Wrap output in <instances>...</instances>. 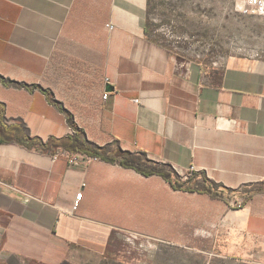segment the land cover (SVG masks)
Segmentation results:
<instances>
[{
	"label": "crops",
	"instance_id": "obj_1",
	"mask_svg": "<svg viewBox=\"0 0 264 264\" xmlns=\"http://www.w3.org/2000/svg\"><path fill=\"white\" fill-rule=\"evenodd\" d=\"M148 7L0 0V264H86L125 237L173 234L264 264V192L235 206L264 182V58L209 68L176 56L147 38ZM43 89L105 156L144 154L230 195L175 190L100 159L69 165L63 149L34 144L75 134Z\"/></svg>",
	"mask_w": 264,
	"mask_h": 264
},
{
	"label": "rangeland",
	"instance_id": "obj_2",
	"mask_svg": "<svg viewBox=\"0 0 264 264\" xmlns=\"http://www.w3.org/2000/svg\"><path fill=\"white\" fill-rule=\"evenodd\" d=\"M241 7L242 0H149L145 32L150 40L209 68H221L233 57L264 58V17L244 16ZM194 179V176L172 177L173 182L188 180L196 186ZM204 187H210L222 197L230 195L205 183L193 191ZM242 203L235 202V206ZM175 236L170 242L155 244L125 237L117 244L119 253L102 258L92 256L86 264H260L254 258L243 259L211 248L202 251L192 245H181Z\"/></svg>",
	"mask_w": 264,
	"mask_h": 264
},
{
	"label": "trees",
	"instance_id": "obj_3",
	"mask_svg": "<svg viewBox=\"0 0 264 264\" xmlns=\"http://www.w3.org/2000/svg\"><path fill=\"white\" fill-rule=\"evenodd\" d=\"M146 31H147V26H146ZM169 51L176 56H181L177 51H174V50H169ZM43 90L50 97V100L53 103L58 104L60 106V109L67 115L69 124L74 128L75 134L72 136H69L65 140L50 139L47 143H44L42 141H36L34 144H37L42 148H47V147L54 145L71 154L82 153L86 155L87 157H95V158H98L100 160H103L109 163H119L122 167L133 169L145 177L158 175V176H161L166 181L170 182L175 190H183L187 192H192L195 189L194 187L196 186L190 185V181L188 180L184 183L173 182L172 177L173 176L178 177V175L173 169H171L167 165L158 164L156 162L149 160L144 154L133 155L127 152L120 151L119 154L115 158L105 156L102 152V147L88 140L84 130L81 129L75 123L74 116L68 110H66L61 103H59L55 99L51 91L45 90V89ZM3 119H4V108L0 104V121L2 122ZM212 186L214 188H217L215 185H212ZM198 191L209 194L213 197H222L221 194H219V192L215 193L213 189H211L210 187H204ZM262 192H264V182H262L261 184L255 185L252 190V193H250L247 196H244V201L241 206H243L246 200L249 199L253 194L262 193Z\"/></svg>",
	"mask_w": 264,
	"mask_h": 264
},
{
	"label": "built area",
	"instance_id": "obj_4",
	"mask_svg": "<svg viewBox=\"0 0 264 264\" xmlns=\"http://www.w3.org/2000/svg\"><path fill=\"white\" fill-rule=\"evenodd\" d=\"M241 13L244 16L264 17V0H242ZM113 28V26H109V29L112 30ZM106 81L108 82V80ZM109 94L110 93L108 91L105 92L103 98L107 99ZM58 156H64L67 159L69 165L75 167L79 166L82 162L96 159L95 157H87L82 153L71 154L69 152H61L60 154H58ZM82 196V194L77 195L76 201L79 202Z\"/></svg>",
	"mask_w": 264,
	"mask_h": 264
},
{
	"label": "bare ground",
	"instance_id": "obj_5",
	"mask_svg": "<svg viewBox=\"0 0 264 264\" xmlns=\"http://www.w3.org/2000/svg\"><path fill=\"white\" fill-rule=\"evenodd\" d=\"M96 159H98V158H96Z\"/></svg>",
	"mask_w": 264,
	"mask_h": 264
}]
</instances>
